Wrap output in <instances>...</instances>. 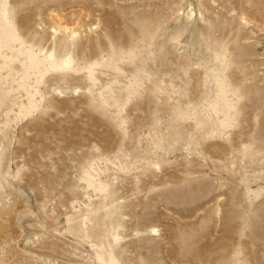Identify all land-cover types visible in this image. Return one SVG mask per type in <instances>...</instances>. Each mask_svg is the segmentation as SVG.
Instances as JSON below:
<instances>
[{"label": "rangeland", "instance_id": "obj_1", "mask_svg": "<svg viewBox=\"0 0 264 264\" xmlns=\"http://www.w3.org/2000/svg\"><path fill=\"white\" fill-rule=\"evenodd\" d=\"M0 213L27 264H264V0H0Z\"/></svg>", "mask_w": 264, "mask_h": 264}, {"label": "bare ground", "instance_id": "obj_2", "mask_svg": "<svg viewBox=\"0 0 264 264\" xmlns=\"http://www.w3.org/2000/svg\"><path fill=\"white\" fill-rule=\"evenodd\" d=\"M199 3H201L199 1ZM77 12L71 13V21L70 24L65 18L64 14H61L60 12L52 11L51 13V20H53L54 26L52 27L53 33L55 34H61V33H67L69 34V38L72 41H75V39H78L80 37V24L79 22H76ZM190 15H196L195 10L190 8L189 10ZM80 14H78L79 16ZM66 17V16H65ZM243 20L246 23H249V19L246 16H243ZM4 39L9 42L12 39V36L7 34ZM39 60L34 61V66H37L39 64ZM77 92L78 90L75 89ZM19 210L21 212L26 211V207L23 204H18ZM115 205H118L115 203ZM16 235L17 228L14 224V217L13 215L9 214L7 216H4L2 213H0V264H27L25 261H20L22 258H34V255H32L29 252H26L20 244L19 237L11 238L10 232ZM161 230L158 227H151L149 230V234L152 237L160 236ZM11 250L13 253H11Z\"/></svg>", "mask_w": 264, "mask_h": 264}]
</instances>
